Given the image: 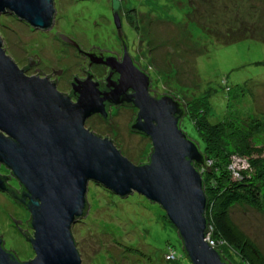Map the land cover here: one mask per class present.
Listing matches in <instances>:
<instances>
[{
  "label": "rangeland",
  "instance_id": "obj_1",
  "mask_svg": "<svg viewBox=\"0 0 264 264\" xmlns=\"http://www.w3.org/2000/svg\"><path fill=\"white\" fill-rule=\"evenodd\" d=\"M117 1L116 9L128 18L121 32L129 51L151 75L154 90L201 105L212 123L223 120L230 109L240 116L253 113L257 120L264 119V43L259 41L264 40V0ZM54 4L57 30L84 46L118 48L112 0H55ZM245 32L253 39L229 43ZM0 37L6 54L18 65L28 62L27 58L39 61L30 73L37 67H59L67 80L85 64L74 47L59 42L54 34H41L8 12L0 14ZM136 112L137 107L113 108L109 123L93 114L84 126L111 139L124 157L139 165L147 162L153 147L148 136L130 128ZM181 128L202 145L192 118L183 116ZM255 150L259 152L251 156L233 157L232 166L245 171L249 159L264 157V148ZM0 171L11 177L2 165ZM86 199L87 215L71 228L82 264H192L159 204L138 193L120 198L92 181ZM229 216L264 257V199L259 208L238 203L229 209ZM29 219L22 205L0 192V235L5 248L21 261L34 258ZM171 249L176 259L165 261ZM228 251L233 264H242L235 249Z\"/></svg>",
  "mask_w": 264,
  "mask_h": 264
},
{
  "label": "water",
  "instance_id": "obj_2",
  "mask_svg": "<svg viewBox=\"0 0 264 264\" xmlns=\"http://www.w3.org/2000/svg\"><path fill=\"white\" fill-rule=\"evenodd\" d=\"M54 3L0 0V14L8 12L35 29L49 30L55 20ZM118 5L112 0V9ZM113 18L120 28L118 16ZM110 64L120 76L108 85L109 91L99 90L89 78L75 81L77 96L72 101L47 78L27 75L6 54L0 37V166L22 187L13 198L30 214L29 242L34 251V258L20 261L5 249L0 235V264H82L71 228L87 214L90 181L118 196L135 192L159 204L192 264H228L205 239L207 198L193 165L203 156L198 144L179 128L177 100L170 94L152 97L160 93L153 89L151 75L152 96L149 76L128 55L118 66ZM128 88L134 90L129 98L124 97ZM120 96L138 109L130 128L151 139L149 162L133 164L111 139L84 126L93 114L107 119L105 101L118 104ZM7 180L0 174V191L9 192Z\"/></svg>",
  "mask_w": 264,
  "mask_h": 264
},
{
  "label": "trees",
  "instance_id": "obj_3",
  "mask_svg": "<svg viewBox=\"0 0 264 264\" xmlns=\"http://www.w3.org/2000/svg\"><path fill=\"white\" fill-rule=\"evenodd\" d=\"M241 33L238 36H233L229 40V43L249 38L253 39L251 33ZM259 41L264 43V40ZM231 90V88H228L227 92H231ZM234 97V94L230 95L229 100L234 99ZM173 98L177 100L181 110L179 128L182 129L181 120L183 116H189L192 118L195 130L202 142L201 145L198 141H195L198 144L199 152L203 156L202 162H193V165L197 170L203 169L204 171L203 174H200L203 190L207 198V224H210L213 228L212 238L216 241H222L216 249L219 251L222 259L228 264H233L229 259L228 248L229 250L235 249L238 252L242 264H264V257L257 246L239 232L229 216V209L238 203L259 208L264 199V157L258 156L257 158L249 159V166L245 171L240 172L235 169L238 177H235L232 173L233 171L229 168L232 165L233 157L251 156L253 152H259L255 148L263 150L264 119L257 120L253 113L240 116L230 109L225 114L223 120L212 123L208 120L206 110L202 109L201 105H197V107L180 101L175 97ZM149 156L147 162H149ZM94 184L105 188L96 182ZM16 191L17 187L11 185L9 188L11 198L16 194ZM127 196L119 197L126 198ZM87 209L88 203L85 212ZM170 248L168 247V249ZM171 250L174 252L173 249ZM14 254L17 257V254ZM175 259L176 256L171 260L166 259L165 261Z\"/></svg>",
  "mask_w": 264,
  "mask_h": 264
},
{
  "label": "flooded vegetation",
  "instance_id": "obj_4",
  "mask_svg": "<svg viewBox=\"0 0 264 264\" xmlns=\"http://www.w3.org/2000/svg\"><path fill=\"white\" fill-rule=\"evenodd\" d=\"M54 2H55V0H54ZM112 14H113V16L116 14L119 18V21H120V28H117L115 23H114L117 39L119 42V44H118L119 46L116 50L102 49L98 46H84L83 44L77 42L74 38L67 36L64 32L57 30V28L54 25L55 20L53 23V27L49 30L42 31V30L36 29L41 34H48V33L54 34L59 39V42L65 43L69 46L74 47L75 51L77 52V56L82 58L85 62V64L78 69V74H72L71 77L66 80L65 79V71L59 67H57V68L50 67V68H47V70L46 69L45 70L40 69V67H37L35 72L30 73L32 68H34L35 64L39 62V61L38 62L33 61L31 59H29L28 62H26L25 64L19 65V67L22 68L27 75H38V76L47 78L48 80H50L51 82H53L55 84L56 88L60 92L69 96L72 99V101H76V96H77V94L74 92V89H73L74 88L73 83L75 81L76 82L83 81V80L89 78L91 81L98 83L97 87L99 88V90L109 91L110 88L108 87V85H110L113 82H115L116 80H118V78L120 76L119 73L117 72V70L112 67L110 62L113 63L115 66H118L119 64H121L123 62L125 54L131 58L134 66H136L139 70L145 72L150 78L149 73L146 72L139 65L137 60L134 58L133 54L129 51V48L127 46V42H126L125 38L123 37V35L120 33L122 25H124L125 21L126 22L128 21V18L121 15L119 10L115 9V8L112 9ZM55 18H56V14H55ZM113 22H114V18H113ZM150 83H151V78L149 80L148 91H150V85H151ZM133 92H134V90L131 88L126 89L124 92V97L129 98V96L131 94H133ZM149 94H150V92H149ZM162 95H164V94H155L154 96H152V95L151 96L155 97V98H159ZM122 98L123 97L120 96V99H119L120 102L118 104L111 103L110 101H105L106 110L108 112V117L106 120L110 119L111 112H112L113 108L114 109L118 108V107L135 108L134 104L131 101H126V100L121 101ZM137 113L138 112H136V116H137ZM136 116L134 117L131 124H133L135 122ZM132 131H135V130H132ZM135 132H137V131H135ZM2 167L4 169L6 168L3 165H2ZM2 173H3V171H0L1 175H5ZM7 177H8V180L6 183H7L8 189L10 188L11 185L16 186L17 187L16 194H19L22 191V188L19 187L20 186L19 183L15 184L13 181L9 180V179L16 180L12 176V174H11V177H9V176H7ZM0 192L9 195V192H6V191H4V192L0 191ZM15 201L17 203H19L17 200H15ZM20 205H22V204H20ZM3 243H4V240H3ZM5 249L6 250H12V249H7V248H5Z\"/></svg>",
  "mask_w": 264,
  "mask_h": 264
},
{
  "label": "built area",
  "instance_id": "obj_5",
  "mask_svg": "<svg viewBox=\"0 0 264 264\" xmlns=\"http://www.w3.org/2000/svg\"><path fill=\"white\" fill-rule=\"evenodd\" d=\"M229 168L233 171L232 173L234 174V176L235 177H238V173L235 171V168L231 165V166H229ZM208 230L206 231V233H205V239H206V241L212 246V247H214V248H216L222 241H216V240H214L213 238H212V232H213V228H212V226L209 224L208 225ZM169 253H171V254H169V256H167V259L169 258H171V259H173L175 256H174V252L172 251V252H169Z\"/></svg>",
  "mask_w": 264,
  "mask_h": 264
}]
</instances>
